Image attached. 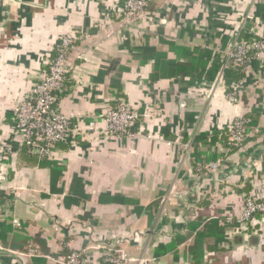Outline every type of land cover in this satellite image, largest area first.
Returning <instances> with one entry per match:
<instances>
[{"label": "crops", "instance_id": "0c3cea01", "mask_svg": "<svg viewBox=\"0 0 264 264\" xmlns=\"http://www.w3.org/2000/svg\"><path fill=\"white\" fill-rule=\"evenodd\" d=\"M147 1L131 28L117 15L124 0H0V140L15 151L0 164V264H63L73 252L108 264L99 246L114 240L128 264H264V215L246 239H227L245 197L264 198V66L245 69L234 104L180 52L209 51L206 70L216 57L222 67L241 34L264 40V0ZM71 34L57 110L79 130L30 160L13 109ZM113 99L141 115L129 135H106L98 119ZM241 117L247 136L230 150L221 133Z\"/></svg>", "mask_w": 264, "mask_h": 264}, {"label": "built area", "instance_id": "2783aa9c", "mask_svg": "<svg viewBox=\"0 0 264 264\" xmlns=\"http://www.w3.org/2000/svg\"><path fill=\"white\" fill-rule=\"evenodd\" d=\"M148 8L147 0H124L117 9L121 24L126 27H134L138 22L146 18ZM76 43L74 34L63 36L56 44L52 55L47 61V70L38 74L37 80L31 86L27 95L18 101L13 109L14 127L13 137L17 138V146L25 148L28 152L38 154L41 158L51 159L59 144H68L70 138L79 129H74L70 119L57 110L59 96L63 93L65 78L69 73L68 57ZM230 64L223 66L241 67L245 69L252 61H258L264 66V42L252 41L250 43L235 41L227 53ZM242 81L232 84L228 88L227 98L231 103H238V94L241 92ZM263 89V85L260 86ZM145 117V114L144 116ZM141 115L130 107L122 99H113V106L98 119L107 124L106 134L109 136L129 135L132 127L139 121ZM79 121V122H78ZM79 125L83 120H78ZM249 120L236 118L226 132L229 147L241 148L247 136ZM74 141V140H73ZM15 151L9 142L0 140V164L8 163ZM215 165H209L212 169ZM264 215V198L256 195H248L244 199V208L237 219V230L227 233V239H231L235 232L245 239L249 227L257 224V216ZM121 240V239H120ZM122 241V240H121ZM114 240L110 244H102L99 249L103 250L104 261L108 264H128L136 262L121 249L122 242ZM34 251L31 247L30 252ZM63 264H86L82 252H73Z\"/></svg>", "mask_w": 264, "mask_h": 264}, {"label": "trees", "instance_id": "16d2710c", "mask_svg": "<svg viewBox=\"0 0 264 264\" xmlns=\"http://www.w3.org/2000/svg\"><path fill=\"white\" fill-rule=\"evenodd\" d=\"M256 40L264 42V40L258 38L255 35L241 34V36H239V38L237 39L238 42L244 41L247 43H250V42L256 41ZM170 49L175 50V51L179 50V49L174 48L172 45H171ZM181 50H180V52H182V54L185 55L187 60H188V62L186 63L187 68H190V70L196 69L199 72V76L206 81H213L215 79V77H216V79L220 78V80L224 83L226 93H228V88L232 84L239 83L244 78V74L241 70L242 69L241 67H234V68L228 67L226 69H223L220 66V62H219V59L217 57L213 61L212 66L208 70H206V65L208 63V60L211 58V53L209 51L204 50V51H202V53H200V55L197 58H194L193 53L189 52L188 50H183V49H181ZM169 65H171V64H169ZM247 119L249 120V118H247ZM249 122H250V120H249ZM221 134L223 137H225L226 148L229 149L230 147L227 144L228 143L227 132L223 131ZM22 149H23V152H26L27 154H29V157H31L30 160H33V159H36V160L38 159V161L39 160H42V161L47 160L46 158L41 159V157H39V155H36L33 152H28V150L25 148H22ZM230 150H234V148H230ZM32 162L36 163L35 161H32ZM41 165H46V164L44 162H42ZM48 166H50V164H48ZM216 224H217V222H211V226L206 227L205 231L207 230V233H208L212 230H215V228H212V227H214V226L216 227Z\"/></svg>", "mask_w": 264, "mask_h": 264}, {"label": "rangeland", "instance_id": "374dc122", "mask_svg": "<svg viewBox=\"0 0 264 264\" xmlns=\"http://www.w3.org/2000/svg\"><path fill=\"white\" fill-rule=\"evenodd\" d=\"M232 47V46H231ZM230 47V48H231ZM230 48L226 51V52H224V54H221V53H219V56H221V58H222V68H223V66L225 67V66H227L228 64H230V60L228 59V57H227V53H228V51L230 50ZM256 62H258V61H256ZM107 135V134H106Z\"/></svg>", "mask_w": 264, "mask_h": 264}]
</instances>
